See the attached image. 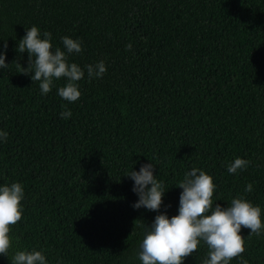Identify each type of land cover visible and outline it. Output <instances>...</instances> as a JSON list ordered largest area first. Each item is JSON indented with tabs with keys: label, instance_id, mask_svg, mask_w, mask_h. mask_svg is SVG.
<instances>
[{
	"label": "trees",
	"instance_id": "16d2710c",
	"mask_svg": "<svg viewBox=\"0 0 264 264\" xmlns=\"http://www.w3.org/2000/svg\"><path fill=\"white\" fill-rule=\"evenodd\" d=\"M32 26L54 48L81 41L68 55L85 72L77 101L58 95L64 78L44 95L21 74L29 55L18 44ZM5 52L0 187L21 183L25 196L0 264L33 249L47 264H142L144 236L157 215L179 214L177 186L193 167L213 177V209L244 196L264 220V0H0ZM101 61L106 72L90 78ZM236 158L251 163L229 173ZM149 163L166 191L159 212L133 207L127 175ZM241 235L230 264H264V231ZM208 251L201 241L183 264H204Z\"/></svg>",
	"mask_w": 264,
	"mask_h": 264
},
{
	"label": "clouds",
	"instance_id": "9594fccd",
	"mask_svg": "<svg viewBox=\"0 0 264 264\" xmlns=\"http://www.w3.org/2000/svg\"><path fill=\"white\" fill-rule=\"evenodd\" d=\"M52 33L44 32L32 26L27 29L25 37L19 41L18 52L29 55V67L21 74L30 75L34 82L39 81L42 94L52 91L54 81L64 78L66 84L59 87L58 95L68 102H75L81 97L78 81L85 72L76 63L68 61V55L82 51V44L68 36L62 38L64 49L54 48ZM7 48V44H4ZM132 45H126L131 50ZM6 52L0 54V69H5ZM103 61L96 65H87L88 76L102 77L106 72ZM34 73V75H33ZM71 111L61 113L68 119ZM8 133L0 131V137L7 139ZM251 162L236 158L228 166L229 173L246 169ZM134 181L133 191L139 196L133 207H144L149 211L159 212L166 193L162 182L156 179L153 164H145L140 170L127 175ZM151 185V187H149ZM183 189L180 195L178 215L171 218L167 214L156 216L151 230L146 233L141 243L139 258L142 264H183V261L197 252L201 241L208 246V258L204 264H230V261L245 251V239L242 228L251 230V234L260 235L264 231L262 209L254 206L244 196L232 199L227 208L216 203L213 209L212 197L216 190L213 177L205 171L193 167L184 179L178 183ZM249 183L245 192H251ZM24 188L21 183H12L0 187V255L8 256L12 247L11 226L19 222L23 215L22 201ZM210 213V214H209ZM12 264H47L41 251H17L12 257ZM243 264H247L244 261Z\"/></svg>",
	"mask_w": 264,
	"mask_h": 264
}]
</instances>
